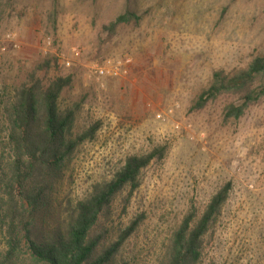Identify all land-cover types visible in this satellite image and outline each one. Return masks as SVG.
I'll return each instance as SVG.
<instances>
[{"label": "rangeland", "instance_id": "rangeland-1", "mask_svg": "<svg viewBox=\"0 0 264 264\" xmlns=\"http://www.w3.org/2000/svg\"><path fill=\"white\" fill-rule=\"evenodd\" d=\"M126 11L139 20L111 30ZM257 56L264 57V0H0V89L13 96L31 73L44 84L69 76L58 99L60 111L73 110L67 138L97 125L77 141L52 194L62 220L127 158L162 152L100 218L99 250L137 221L113 264H166L184 218L191 213L197 223L226 185L195 264H264V97L238 118L225 116L242 106L240 93L191 110L214 72L232 75ZM45 60L49 67L39 68ZM6 135L0 119V147Z\"/></svg>", "mask_w": 264, "mask_h": 264}, {"label": "trees", "instance_id": "trees-1", "mask_svg": "<svg viewBox=\"0 0 264 264\" xmlns=\"http://www.w3.org/2000/svg\"><path fill=\"white\" fill-rule=\"evenodd\" d=\"M132 20L138 21L139 17L126 11L111 23L110 29ZM49 64L45 60L38 67L47 69ZM70 82L67 76L44 84L31 73L13 90V96L0 89V119L7 132L5 147H0V224L5 238L0 264H113L119 249L137 227V221L131 222L116 242L99 250L104 242V234L96 230L100 218L124 188H137L140 171L162 152L127 158L115 177L94 186L65 220L53 206L52 194L64 164L77 141L92 136L97 128L96 125L78 140L67 138L73 110L60 111L58 99ZM227 93H240L242 106H230L226 118H238L248 104L263 98L264 57H255L245 69L232 75L214 72L210 86L201 92L191 110L202 109L209 100ZM228 189L226 185L212 197L194 225L193 214L184 218L172 235L166 264L196 263L200 238L218 215Z\"/></svg>", "mask_w": 264, "mask_h": 264}, {"label": "built area", "instance_id": "built-area-1", "mask_svg": "<svg viewBox=\"0 0 264 264\" xmlns=\"http://www.w3.org/2000/svg\"><path fill=\"white\" fill-rule=\"evenodd\" d=\"M4 38L6 40H10V42H13L12 39L14 38V35L12 34H6V36H4ZM43 46H44V49H43V53H47V49H49L51 47V43L49 40H44L43 42ZM13 47L14 48H18V45L16 43L13 42ZM2 51H4V48H2ZM80 53H79V50L77 48H73L71 50V56L72 57H79ZM63 64L66 66V67H69L70 66V61L69 60H63ZM101 73V72H100Z\"/></svg>", "mask_w": 264, "mask_h": 264}]
</instances>
